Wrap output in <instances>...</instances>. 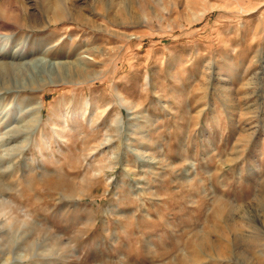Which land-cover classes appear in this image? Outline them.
<instances>
[{"label":"rangeland","instance_id":"1","mask_svg":"<svg viewBox=\"0 0 264 264\" xmlns=\"http://www.w3.org/2000/svg\"><path fill=\"white\" fill-rule=\"evenodd\" d=\"M0 34L91 59L0 68V264H264V0H0Z\"/></svg>","mask_w":264,"mask_h":264},{"label":"bare ground","instance_id":"2","mask_svg":"<svg viewBox=\"0 0 264 264\" xmlns=\"http://www.w3.org/2000/svg\"><path fill=\"white\" fill-rule=\"evenodd\" d=\"M51 6H53L56 9L59 8V4L56 2H53ZM7 39H9V37L7 35L0 34V40L4 41ZM18 48L13 47L12 49H10V51L5 50V47L0 48V68L6 72H10V70H11V72L13 74L22 73L24 71L26 74H28V76L31 79H38V83H40L38 88L42 87V86L44 87V86L50 85V84H55L58 82H66L69 79L73 80L76 76H75V74L71 75L72 72L69 70L71 65L72 66L78 65V66H82V68H83L86 66V63H88V61L91 60L88 58H87L88 60H84L85 58H83V57H79V58L76 57L77 59L74 62L69 60V59H65V58L57 59V57H56V59H47L43 56L35 55L34 52H32V51L28 52V53H24V51L22 49L19 48L20 49L19 50ZM90 50H92V49H90ZM94 52L96 53V51H94ZM42 53H44V51ZM0 77H2V76H0ZM37 107L39 109V106H37ZM26 110H27V108H26Z\"/></svg>","mask_w":264,"mask_h":264}]
</instances>
